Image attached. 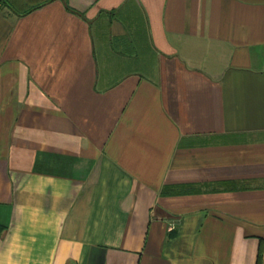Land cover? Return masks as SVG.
<instances>
[{"label": "crops", "instance_id": "crops-1", "mask_svg": "<svg viewBox=\"0 0 264 264\" xmlns=\"http://www.w3.org/2000/svg\"><path fill=\"white\" fill-rule=\"evenodd\" d=\"M264 264V0H0V264Z\"/></svg>", "mask_w": 264, "mask_h": 264}, {"label": "trees", "instance_id": "trees-1", "mask_svg": "<svg viewBox=\"0 0 264 264\" xmlns=\"http://www.w3.org/2000/svg\"><path fill=\"white\" fill-rule=\"evenodd\" d=\"M261 259H262V254H261V252H260V253H259V256H258V264H260Z\"/></svg>", "mask_w": 264, "mask_h": 264}]
</instances>
